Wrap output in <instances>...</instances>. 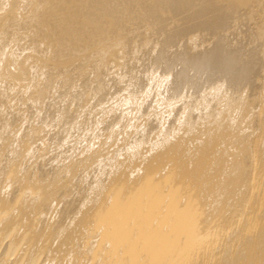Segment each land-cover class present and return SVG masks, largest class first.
Returning a JSON list of instances; mask_svg holds the SVG:
<instances>
[{
	"label": "bare ground",
	"instance_id": "1",
	"mask_svg": "<svg viewBox=\"0 0 264 264\" xmlns=\"http://www.w3.org/2000/svg\"><path fill=\"white\" fill-rule=\"evenodd\" d=\"M0 264H264V0H0Z\"/></svg>",
	"mask_w": 264,
	"mask_h": 264
}]
</instances>
